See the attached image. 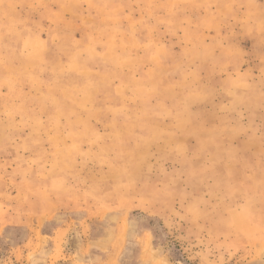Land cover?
Returning a JSON list of instances; mask_svg holds the SVG:
<instances>
[{"label": "rangeland", "instance_id": "374dc122", "mask_svg": "<svg viewBox=\"0 0 264 264\" xmlns=\"http://www.w3.org/2000/svg\"><path fill=\"white\" fill-rule=\"evenodd\" d=\"M0 25V264H264V140L230 130L245 83L264 100V0H0ZM36 103L125 126L59 170Z\"/></svg>", "mask_w": 264, "mask_h": 264}, {"label": "crops", "instance_id": "0c3cea01", "mask_svg": "<svg viewBox=\"0 0 264 264\" xmlns=\"http://www.w3.org/2000/svg\"><path fill=\"white\" fill-rule=\"evenodd\" d=\"M1 22L4 23V21L2 20ZM1 25H0V31H1ZM35 36V40H36V34H34ZM38 39V37H37ZM39 43V44H38ZM37 47L41 48L40 42L37 41ZM33 67H37L38 69V65L35 64ZM37 71V70H34ZM245 73H243L244 75ZM252 82H247L245 83V85H243V89H242V93L245 94L244 96H242L243 99V106H242V112H241V116L243 117V119L241 122L239 121V114L238 112H235L231 109L230 104L228 103L226 105V110H225V116L230 117V115L233 116V114L237 113L238 115V120L237 123L236 121H233V123H230V130L232 133H234L235 135L241 136V137H245V136H252V137H257L259 138V140H264V100L261 102V104H258V108L257 110H252ZM44 95V93H43ZM246 99V100H245ZM259 103V102H258ZM32 105V104H29ZM55 103L52 101L46 102L44 103V106H49L48 108H55L56 106H54ZM41 104L36 103L34 105V110L36 113H38V118L36 119L41 120V129H36L35 127L32 129H26V131H28L27 133L24 131V141L27 140V138L32 137V138H38L39 140L41 139H45L43 140V143H45L47 149L45 151H47L48 155H50L52 157V161L56 163V167L60 170H62V166L66 165L67 168L70 167H75L78 164V160L80 158V162L83 165L84 164V159H83V153L85 152V150L88 147H92L94 148V146L99 145V143H106V141L108 142V135L107 132L112 130V129H121L122 127L125 126V123H123L124 119H118V117H114V118H109V120L116 122L115 124H113V128L111 129L110 126L108 125L107 127L104 128L101 127L99 125V116H97L96 114H81V115H77L74 117H66L63 114L58 113L57 111L54 113H51L50 115H48L49 113L43 114L42 111H39L41 109ZM255 109V108H254ZM54 110V109H53ZM259 114V119L261 121V123L259 124L260 128L257 129V132H252L251 130H249L248 126H249V116L251 117V115L253 114V112H257ZM156 115V118H159L158 120L162 123V124H166L165 122L169 123L171 122L170 119L167 120V118L165 116H163V113L159 112V114H154ZM154 115L151 116V118L149 119H155L152 118L154 117ZM246 116V117H245ZM27 120L26 118H20V121ZM130 122L134 121V119H129ZM173 121V120H172ZM236 123V124H235ZM239 124V125H238ZM39 125V126H40ZM151 123L148 124L149 127V131H148V140L151 142H153L154 138H153V131L151 128ZM235 126H239L240 129H237ZM46 134V135H45ZM56 138V140L54 141V139ZM37 142V139L36 141ZM112 142V141H111ZM42 143V141H41ZM124 143V142H123ZM69 144H73L75 145L77 148L76 150H73V153H77L80 155L79 158H76V160L70 161L71 156L69 155V149L73 148V145L69 146ZM260 147V145H259ZM32 149H34L35 147H31ZM36 150V149H35ZM251 152V155H249V160L253 161V163L256 162L257 159V163L258 165L264 163V146H261L258 151H256L257 156L254 155L255 151H251L249 150V153ZM162 150H160V148L156 147L155 149V154H160L161 155ZM182 154L181 150H175V152H172L173 156H179ZM58 156H61L63 158H65L64 161H58ZM159 156V155H158ZM154 157L156 159H159L158 162L160 160H162L161 156ZM152 167H154V164H151ZM51 167H53V164L51 165ZM114 167V166H113ZM115 167H117L116 169H118V175L119 178H124L122 177L123 173L126 171H130L132 168V165L130 163H126L124 161H121L120 164L115 165ZM64 170V169H63ZM67 170V169H66ZM121 184H125V179H122L121 182H118ZM82 200V198H81ZM77 201L74 200L73 203V210H79L82 209V207H80L78 204H75ZM81 203V202H79ZM82 204V203H81ZM78 205V206H75Z\"/></svg>", "mask_w": 264, "mask_h": 264}]
</instances>
